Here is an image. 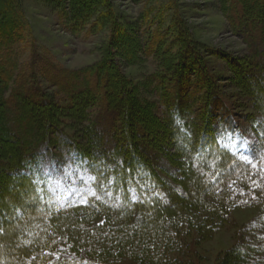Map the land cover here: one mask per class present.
I'll return each mask as SVG.
<instances>
[{
    "label": "trees",
    "instance_id": "16d2710c",
    "mask_svg": "<svg viewBox=\"0 0 264 264\" xmlns=\"http://www.w3.org/2000/svg\"><path fill=\"white\" fill-rule=\"evenodd\" d=\"M91 1H68L65 14L75 28L93 16ZM218 2L248 54L209 50L227 58L236 86L264 119V0ZM173 22L180 45L171 42L156 56V102L140 105L112 46L98 63L74 70L34 55L25 76L11 56L24 19L11 0H0V245L17 241L16 264H195L182 258L192 232L208 237L242 204L264 207V152L228 147L237 131L226 119L231 108L177 12ZM110 30L115 42L117 25ZM153 50L139 45L143 55ZM40 81L68 104L58 108ZM109 87L120 95L113 98ZM62 109L83 123L79 141L62 129ZM49 144L87 166L92 191L85 202L68 209L45 204V189L33 181L42 156L53 153ZM242 244L218 264H257Z\"/></svg>",
    "mask_w": 264,
    "mask_h": 264
},
{
    "label": "rangeland",
    "instance_id": "374dc122",
    "mask_svg": "<svg viewBox=\"0 0 264 264\" xmlns=\"http://www.w3.org/2000/svg\"><path fill=\"white\" fill-rule=\"evenodd\" d=\"M11 1L24 19L23 31L18 32L11 44V56L16 58L25 76L30 72L29 65L34 55L44 56L57 66L74 70L98 63L104 58L105 50L112 46L116 63L130 81L140 105L156 102L152 90L154 83L150 78V74L158 70L156 56H160L163 48L171 42L180 45L173 22V15L177 12L182 26L203 54L207 68L215 77L224 103L231 108L226 119L232 122L237 131L228 147L242 154L264 152L262 114L248 94L236 86L237 76L230 70L227 58H220L210 52L214 49L235 58L248 54L240 37L231 31L218 0H92L93 16L88 24L79 29L72 25L65 14L69 0ZM96 19L99 23L91 24ZM111 23L116 24L118 29L115 42L109 41L113 33L110 30ZM123 28L128 34L127 38L119 34L124 33ZM155 41L157 43L153 44ZM140 44L143 48L147 44L153 45L154 54H141ZM111 73L109 70L108 74ZM40 83L58 108L68 104L59 89L45 81ZM109 88L113 91V98L120 95L116 88ZM59 113L60 125L65 134L79 141L83 123L76 121L67 110L62 109ZM53 146L49 144L48 150L53 153L46 152L42 156L34 177L35 180L38 177L41 179L36 184L38 188L45 189L48 202L45 204L48 207L68 209L85 202L91 195V177L82 160L70 155L69 151H59ZM45 171L50 172L51 176H44ZM186 242L190 248L182 257L184 261L188 259L195 264H218L231 253L235 245L243 246L244 243L254 250L252 256L256 263L264 264V207L245 203L232 208L227 222L213 229L208 237L202 238L192 232L186 237ZM17 244L12 239L3 240L0 245V264H16L14 257ZM123 264L140 263L127 260Z\"/></svg>",
    "mask_w": 264,
    "mask_h": 264
},
{
    "label": "snow or ice",
    "instance_id": "6c2138e0",
    "mask_svg": "<svg viewBox=\"0 0 264 264\" xmlns=\"http://www.w3.org/2000/svg\"><path fill=\"white\" fill-rule=\"evenodd\" d=\"M178 123H179V121H178ZM44 176H51V173L50 172H48V171H45L44 172ZM41 182V179L38 177L36 180H34L33 181V183H40ZM93 195H95V193H93ZM97 198H99V197H97Z\"/></svg>",
    "mask_w": 264,
    "mask_h": 264
}]
</instances>
